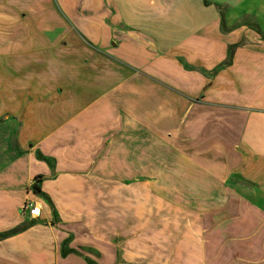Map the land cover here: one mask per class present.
<instances>
[{
	"label": "crops",
	"instance_id": "0c3cea01",
	"mask_svg": "<svg viewBox=\"0 0 264 264\" xmlns=\"http://www.w3.org/2000/svg\"><path fill=\"white\" fill-rule=\"evenodd\" d=\"M15 227L0 264H264V0H0Z\"/></svg>",
	"mask_w": 264,
	"mask_h": 264
},
{
	"label": "trees",
	"instance_id": "16d2710c",
	"mask_svg": "<svg viewBox=\"0 0 264 264\" xmlns=\"http://www.w3.org/2000/svg\"><path fill=\"white\" fill-rule=\"evenodd\" d=\"M206 2V1H205ZM257 31L258 29L256 27H254ZM233 48L234 46H231L229 49H228V56H227V60L223 63V64H229L230 63V59H231V55H232V51H233ZM37 158L38 159H41V160H44L50 167H52V161L50 158L48 157H44L42 156L40 153L37 152ZM43 179V177L41 175H36L33 179V182L31 184V190L33 193L37 194V195H40L42 196L44 199L48 200V197L45 196V194L43 192H41V189H40V183H41V180ZM24 227H21V228H18V227H15V228H12V229H9L7 231H3V232H0V239L2 238H5L11 234H14L16 233L17 231L23 229ZM64 244H66V240L64 241ZM69 251H72V252H75L77 254H79L78 252L74 251V250H70V249H65L64 247L62 248L61 250V255L64 256L67 252ZM85 258V261L87 262V264H97L94 260L88 258V257H84Z\"/></svg>",
	"mask_w": 264,
	"mask_h": 264
},
{
	"label": "built area",
	"instance_id": "2783aa9c",
	"mask_svg": "<svg viewBox=\"0 0 264 264\" xmlns=\"http://www.w3.org/2000/svg\"><path fill=\"white\" fill-rule=\"evenodd\" d=\"M21 210L25 212L30 219H35L39 216L40 207L35 202L25 201L21 206Z\"/></svg>",
	"mask_w": 264,
	"mask_h": 264
}]
</instances>
